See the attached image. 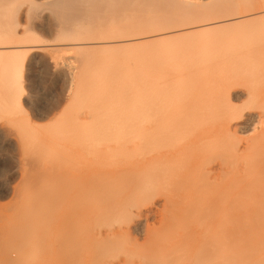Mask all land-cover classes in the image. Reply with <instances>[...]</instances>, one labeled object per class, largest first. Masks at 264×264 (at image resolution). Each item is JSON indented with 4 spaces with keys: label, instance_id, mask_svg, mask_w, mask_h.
Masks as SVG:
<instances>
[{
    "label": "bare ground",
    "instance_id": "1",
    "mask_svg": "<svg viewBox=\"0 0 264 264\" xmlns=\"http://www.w3.org/2000/svg\"><path fill=\"white\" fill-rule=\"evenodd\" d=\"M218 1L200 11L187 0H0V111L21 108L22 83L9 74L24 66L22 54L42 51L83 54L63 73L83 79V97L69 108L86 104L85 121L54 132L66 146L20 197L9 226L18 256L1 254L0 264H264V188L229 193L223 165L210 166L205 153L210 140L191 131L196 108L178 106L192 83L190 42L180 39L196 26L251 25L237 21L254 11L248 5L235 13L238 0ZM175 83L184 90L172 93ZM114 87L128 93L122 103L144 88L145 107L106 115ZM152 218L156 225L143 224ZM132 232L145 242L125 243Z\"/></svg>",
    "mask_w": 264,
    "mask_h": 264
},
{
    "label": "rangeland",
    "instance_id": "2",
    "mask_svg": "<svg viewBox=\"0 0 264 264\" xmlns=\"http://www.w3.org/2000/svg\"><path fill=\"white\" fill-rule=\"evenodd\" d=\"M187 1L194 9H201L206 3H212L211 0ZM214 1L217 3L218 0H213V3ZM242 1L236 2L235 11L237 9L238 12L235 13H243V7L246 11V5L250 7L249 10L254 11L247 16L242 14L237 21H252L251 25H235L223 31H201L196 26L190 35L180 39L190 42L188 54L192 64L188 73L192 83L190 82L191 91L188 89L186 94L180 90L184 96L178 106L196 108L191 110L198 117L194 118L191 131L210 140L205 153L210 166L218 163L223 165L222 181L226 190L232 194L256 195L264 188V17L259 15L264 10V0H247L248 3L246 0ZM238 6L240 7L237 8ZM39 35L42 36V42L50 43L52 40L48 34ZM80 53L65 50L42 51L25 56L22 54L26 63L21 62L20 65L19 59L18 66H24L9 74L12 79L16 78L22 83L24 100L16 112L8 109L0 111V255L4 258L18 256V251L11 247L14 240L10 239L9 226L14 212L19 208L20 197L29 193L28 185L41 173L42 166L59 161V152L66 146L61 140L54 139V132L66 129L72 122L85 121L86 104L79 109L73 108V111L70 109L71 106L78 105V99L83 97V79L78 77V73L74 76L63 73L64 70L71 71L79 65L78 60L83 56ZM127 54L135 55L136 49H128ZM129 74L132 75V72ZM179 84L175 83L173 88L170 87L171 90L175 89L170 91L178 92L179 87H182ZM156 85L160 86L152 83L149 87H153L152 91L155 88L163 90ZM100 87V83L94 84L92 99L98 96ZM142 91L137 94L134 90L130 99L122 103L128 99V93L122 88H111L108 90L110 101L105 104L103 113L114 114L120 106L126 107L125 104L131 105L129 108L132 111H136L134 109L139 106L145 107L142 105V95L145 92ZM134 92L136 96L133 95ZM171 95L168 97H172ZM165 102L167 101L164 100ZM110 161L104 162V165L109 163L110 167ZM100 165L102 171V164L98 166ZM114 165L112 163L111 169L106 166L111 173L115 171ZM98 169L99 175L101 172L98 173ZM115 188L116 186L106 187L107 192L104 193H110ZM146 222L152 227L157 224L154 218L143 224L146 225ZM140 237V234L132 232L124 237V242L141 245L145 240ZM138 255L136 252L129 254L133 259Z\"/></svg>",
    "mask_w": 264,
    "mask_h": 264
}]
</instances>
